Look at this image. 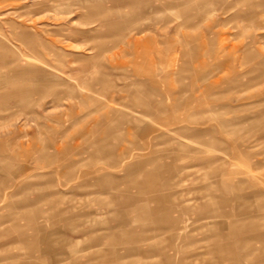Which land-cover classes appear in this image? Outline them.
I'll return each instance as SVG.
<instances>
[{
	"label": "rangeland",
	"instance_id": "374dc122",
	"mask_svg": "<svg viewBox=\"0 0 264 264\" xmlns=\"http://www.w3.org/2000/svg\"><path fill=\"white\" fill-rule=\"evenodd\" d=\"M0 264H264V0H0Z\"/></svg>",
	"mask_w": 264,
	"mask_h": 264
},
{
	"label": "bare ground",
	"instance_id": "6f19581e",
	"mask_svg": "<svg viewBox=\"0 0 264 264\" xmlns=\"http://www.w3.org/2000/svg\"><path fill=\"white\" fill-rule=\"evenodd\" d=\"M150 177H151V179L150 180H153L154 179V176L153 175H149ZM153 183V182H152ZM150 184H151V182H150ZM152 185V184H151Z\"/></svg>",
	"mask_w": 264,
	"mask_h": 264
}]
</instances>
